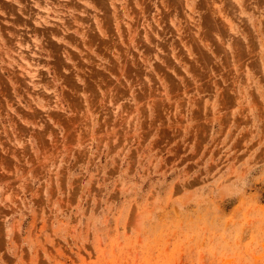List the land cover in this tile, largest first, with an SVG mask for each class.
Returning <instances> with one entry per match:
<instances>
[{
	"label": "rangeland",
	"instance_id": "obj_1",
	"mask_svg": "<svg viewBox=\"0 0 264 264\" xmlns=\"http://www.w3.org/2000/svg\"><path fill=\"white\" fill-rule=\"evenodd\" d=\"M0 264H264V0H0Z\"/></svg>",
	"mask_w": 264,
	"mask_h": 264
}]
</instances>
